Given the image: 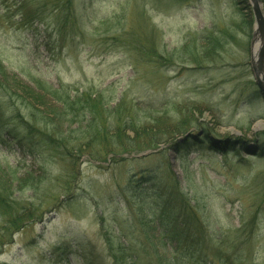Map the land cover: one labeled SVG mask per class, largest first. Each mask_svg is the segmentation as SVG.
<instances>
[{
	"label": "rangeland",
	"instance_id": "rangeland-1",
	"mask_svg": "<svg viewBox=\"0 0 264 264\" xmlns=\"http://www.w3.org/2000/svg\"><path fill=\"white\" fill-rule=\"evenodd\" d=\"M26 1L30 12H43L30 24L22 16L26 10L18 11ZM238 1L74 0L69 13L55 10L52 0H0L2 114L33 124L30 112L11 98L23 92L41 100L42 112L58 108L39 81L102 96L110 121L127 116L141 121L139 134L124 127L123 141L136 140L142 148L153 139L158 144L120 156L125 163H112V156L98 163L86 155L73 164L0 144V168L9 180L15 174L14 189L29 174L47 181L45 191L15 192L19 202H37L30 212L38 209L44 221L32 219L10 244L1 233L0 264H112L108 240L116 247L139 243L133 245L137 264L180 261L182 255L163 243L159 230L145 233L147 225L160 222L152 203L120 190L143 168L157 169L164 183L170 169L176 173L208 229L210 254L218 249L224 256L212 255L209 264L229 259L264 264V100L251 65L253 13L249 0ZM258 2L264 14V0ZM206 36L221 47L199 66L191 55L208 52ZM144 42L173 58L171 64L146 65L125 46ZM184 115L192 123L178 134L174 126ZM90 119L80 118V127L60 124L61 129L76 131ZM188 135L193 147L174 150V142ZM68 196L78 199L68 203ZM59 202L65 204L55 208ZM3 220L0 216V231Z\"/></svg>",
	"mask_w": 264,
	"mask_h": 264
},
{
	"label": "trees",
	"instance_id": "trees-1",
	"mask_svg": "<svg viewBox=\"0 0 264 264\" xmlns=\"http://www.w3.org/2000/svg\"><path fill=\"white\" fill-rule=\"evenodd\" d=\"M236 1L237 3L239 2L238 0ZM52 3L55 10L62 12L64 9V11L67 10L69 13H73L74 0H52ZM28 5V1L22 3L18 11L23 10L24 12L26 10V14L24 12L22 16L26 23L30 24L33 18H39L43 12L39 8L30 12V10L26 9L29 8ZM248 8L251 13L250 6ZM252 21L253 19L250 18L249 26L251 31L253 28ZM203 38L208 42L206 46L208 52L205 50L200 57H197L199 56L198 53L191 55L192 58L195 57L194 63L199 66L205 60L213 57L215 51L221 47L219 46L221 45L219 40L214 41L209 36ZM125 46L131 52H134L140 58L139 60L146 65L161 67L171 64L173 60V58L163 56L154 45L148 46L145 42L139 43L137 47L131 44H126ZM185 50H187L186 47L184 52ZM4 72L5 69L0 63V73L4 74ZM36 84L53 99L57 100L58 105L56 107L58 108H53L46 113L42 112L40 107L43 104L37 96L34 94L28 96L24 92L22 93L24 96L21 94L20 97H17L16 93L12 96V88H10L11 92L9 95L30 112L28 116L33 124L26 122L18 115L8 118L0 111V144L13 143L22 151L23 155L44 152L53 159L60 161L69 160L72 164L86 155L89 156L90 161L98 163H101L100 157L107 158L108 156H112L110 160L112 163H125L126 159L120 160V156L142 153L143 149L149 151L158 148L155 139L149 141V144L144 145L143 148L140 147V142L138 143L136 140L131 142L123 141L122 131L124 127L128 125L133 133L139 134V130L142 127L141 121L138 118L131 119V116L121 117V119L115 118L110 121L111 113L105 108L102 96L88 92L80 94L78 90H71L70 88L53 89L39 81ZM86 116H91L86 126L69 132L61 129L62 126L60 124L65 125L66 122H69V124L77 123V126L80 127L83 123L79 121L80 118H85ZM180 119H177V121H180L174 127L176 133L183 134L186 131L185 127L192 122L189 116L186 115ZM78 122L81 123L78 124ZM189 137L190 135L181 142L175 141L174 150L182 152L192 148L195 142L190 141ZM261 144H264V142ZM135 145H139V147H135ZM263 153L264 150H262ZM3 171L0 168V216L4 219L3 229L0 234L3 233L8 239V244H10L14 235L21 231L32 219L35 221L37 217L40 222L43 223L44 221V216H37V213H39L38 209H36V213L33 212V215L30 212L32 211L31 206H35L37 202L29 203V205L23 201L19 202L15 198V192L19 191L22 194L28 191H45L47 181L38 178L37 174L36 176L29 174L17 182L18 188L16 190L12 184L15 174L11 175L12 179L9 180L8 174ZM79 171L80 167H76L73 180H76ZM168 175L169 179L166 183L159 182L157 169L150 171L143 168L141 174L133 176L134 180L130 179L123 187H120L123 193L138 197L143 202H151L159 212V226L147 225L145 233H155L159 230L160 235L163 237L161 238L163 243L173 245L175 251L182 255L180 261L172 260V264H209L212 255L217 259H224L222 252L218 249H215L214 253L210 254L209 248L211 246H208L210 241L208 240L209 232L207 227L197 212L195 205L182 192L176 173L170 169ZM77 199V196H72L71 198L68 196L67 202L70 203ZM64 204L59 202L55 208ZM3 238L1 236L0 240ZM106 245L108 257L112 264H137L139 258L134 254L137 253V250L133 245H139V243L135 242L129 245L119 243V246L116 247L112 240H108ZM91 256L94 258L93 255ZM225 262V264H236L230 259Z\"/></svg>",
	"mask_w": 264,
	"mask_h": 264
},
{
	"label": "water",
	"instance_id": "water-1",
	"mask_svg": "<svg viewBox=\"0 0 264 264\" xmlns=\"http://www.w3.org/2000/svg\"><path fill=\"white\" fill-rule=\"evenodd\" d=\"M253 18H254V32L252 39V70L254 73L255 83L264 100V14L258 0H249ZM257 54H254L253 49L256 44Z\"/></svg>",
	"mask_w": 264,
	"mask_h": 264
},
{
	"label": "bare ground",
	"instance_id": "bare-ground-1",
	"mask_svg": "<svg viewBox=\"0 0 264 264\" xmlns=\"http://www.w3.org/2000/svg\"><path fill=\"white\" fill-rule=\"evenodd\" d=\"M250 9H251V6H250ZM251 12H252V9H251ZM257 45H258V43L256 44L255 48L253 49L254 54H257V47H258ZM178 141L181 142V141H183V139H179Z\"/></svg>",
	"mask_w": 264,
	"mask_h": 264
}]
</instances>
